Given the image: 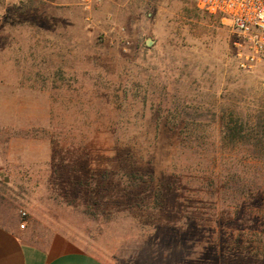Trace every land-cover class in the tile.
Listing matches in <instances>:
<instances>
[{
  "label": "rangeland",
  "instance_id": "1",
  "mask_svg": "<svg viewBox=\"0 0 264 264\" xmlns=\"http://www.w3.org/2000/svg\"><path fill=\"white\" fill-rule=\"evenodd\" d=\"M83 1L0 0V200L106 264H264V69L191 0Z\"/></svg>",
  "mask_w": 264,
  "mask_h": 264
},
{
  "label": "crops",
  "instance_id": "2",
  "mask_svg": "<svg viewBox=\"0 0 264 264\" xmlns=\"http://www.w3.org/2000/svg\"><path fill=\"white\" fill-rule=\"evenodd\" d=\"M0 264H106L65 232L0 200Z\"/></svg>",
  "mask_w": 264,
  "mask_h": 264
},
{
  "label": "built area",
  "instance_id": "3",
  "mask_svg": "<svg viewBox=\"0 0 264 264\" xmlns=\"http://www.w3.org/2000/svg\"><path fill=\"white\" fill-rule=\"evenodd\" d=\"M210 14L221 15L237 35L239 67L245 71L264 69V0H191ZM86 10L102 0H84ZM127 45V43H125ZM25 216L24 213H21Z\"/></svg>",
  "mask_w": 264,
  "mask_h": 264
},
{
  "label": "trees",
  "instance_id": "4",
  "mask_svg": "<svg viewBox=\"0 0 264 264\" xmlns=\"http://www.w3.org/2000/svg\"><path fill=\"white\" fill-rule=\"evenodd\" d=\"M261 124H262V128H264V121H262ZM240 125H241V124H240ZM240 125H239V126H240ZM259 125H260V124H258V126H259ZM258 126H257V127H258ZM239 128H240V127H239ZM240 129H241V128H240ZM129 178L132 179V178H133V174H132V175H129ZM167 191L169 192V193H168L169 195L172 194V193H171V187H170V185H169ZM154 198L156 199V202H157L158 204H161V206L164 205L163 208H165V203H166V199L168 198V195H167V198H166V197H164V193H163V192L161 193V191H156V193H154ZM159 200H160V201H159ZM162 203H163V204H162Z\"/></svg>",
  "mask_w": 264,
  "mask_h": 264
}]
</instances>
